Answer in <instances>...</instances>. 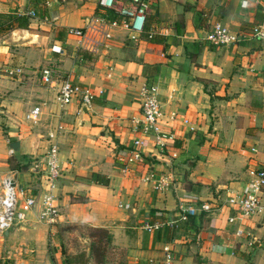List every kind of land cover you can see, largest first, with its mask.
<instances>
[{
    "label": "crops",
    "instance_id": "crops-1",
    "mask_svg": "<svg viewBox=\"0 0 264 264\" xmlns=\"http://www.w3.org/2000/svg\"><path fill=\"white\" fill-rule=\"evenodd\" d=\"M98 1L0 0V15L34 12L28 28L0 35V182L12 175L25 190L45 186L44 166L33 165L52 131L61 166L57 224L30 214L6 231L11 262L52 264L42 260L47 233L82 224L107 228L130 264H164L165 248L169 264H264V214L243 217L226 201L251 189V170H264V41L244 36L264 24V0L247 7L242 0H143L145 29L107 23L108 36L88 28L103 12ZM40 6L43 15L36 14ZM215 21L242 37L212 44L206 33ZM72 27L85 36L73 35ZM148 33L163 42H147ZM43 68L51 70V83L42 81ZM64 79L103 93L87 106L79 99L60 105L55 97ZM143 84L157 87L160 123L173 136L162 148L153 133L139 131ZM36 105L38 120H26ZM135 138L144 141L141 157L126 164ZM14 140L18 151L9 147ZM93 173L108 183L95 182ZM160 177L169 178L164 190L155 188ZM260 197L264 203V189ZM181 202L211 209L154 232L143 228L177 219ZM50 244L57 263L58 243Z\"/></svg>",
    "mask_w": 264,
    "mask_h": 264
},
{
    "label": "built area",
    "instance_id": "built-area-1",
    "mask_svg": "<svg viewBox=\"0 0 264 264\" xmlns=\"http://www.w3.org/2000/svg\"><path fill=\"white\" fill-rule=\"evenodd\" d=\"M249 1L242 0L241 6L247 7ZM125 2H128L129 5H124ZM98 3L103 11L104 8L116 9L119 16L122 17L120 24L126 29L132 32H140L143 30L146 19L143 0H99ZM117 3H119V6H116ZM28 14L34 15V12L31 10ZM92 21L93 23L88 25V28L97 30L105 36L109 34L103 25L107 23L117 24L119 22L109 20L100 15L94 17ZM70 32L82 38L85 36L86 31L84 32L81 27H72ZM241 34L233 31L227 25L215 21L206 33V39L214 45H228L236 43ZM246 35L264 41V24L259 23L253 26L247 33H244V36ZM6 70V72H12L9 69ZM51 73L49 68L42 69L41 79L44 83H51ZM102 93L103 91L101 89L94 92L90 87L74 83L69 79H64L58 84L55 98L60 105H66L79 99L87 106L92 103L95 95ZM140 108L142 117L139 121V131L142 133H153L154 143L155 145H159L160 148L167 145V141L171 140L173 136L160 123L162 112L157 87L155 85L143 84L140 87ZM40 113L41 109L36 105L25 114V119L35 122L38 120ZM47 139L48 145L45 154L33 165L36 170H39L41 165L44 166L45 186L34 192L25 190L23 187H18L17 181L12 175L5 176L0 182V241L4 239L6 231L27 222L30 214H33L37 221L49 226L55 225L59 220L60 211L55 191L57 189L56 180L61 175V166L56 132H50ZM143 144V139H133L129 154L125 158L126 164L139 161ZM250 175L252 176L251 189L248 192L228 195L226 200L243 217L264 214V203H262L260 197V193L264 189V170H251ZM168 185L169 178L160 177L155 184V188L157 190H164ZM199 209L210 210L211 206L208 203H202L198 207L196 205H185L181 202L178 205L179 216L177 219L145 222L143 228L151 232L157 231L165 225L175 223L177 220H185L189 216L196 215ZM236 233L242 235L243 231L238 229ZM171 258L172 253L168 248H165L164 264H169Z\"/></svg>",
    "mask_w": 264,
    "mask_h": 264
},
{
    "label": "trees",
    "instance_id": "trees-1",
    "mask_svg": "<svg viewBox=\"0 0 264 264\" xmlns=\"http://www.w3.org/2000/svg\"><path fill=\"white\" fill-rule=\"evenodd\" d=\"M102 7L97 4L96 9L98 10ZM102 10V9H101ZM44 9L42 6L38 9V15H43ZM100 16L106 17L109 20H116L121 21L122 17L119 16L118 12L114 8H104V11L101 13ZM197 19V16H196ZM30 24V16L26 13H6L0 15V35H3L15 28H28ZM143 29H145V24ZM164 37L160 34H153L148 33L147 35V42L158 44L163 42ZM165 50V45L163 46ZM148 65L144 66V73L145 68ZM92 178L95 182L101 184H107L108 179L98 173H93ZM192 218L189 216L187 219L190 220ZM86 230L88 231L87 237L89 241V255L85 252H79L75 255H68L64 249H62V254L64 258L60 264H87L89 258L93 259L96 264H103L105 260V256L107 250L112 242V234L111 232L104 227H92V226H85Z\"/></svg>",
    "mask_w": 264,
    "mask_h": 264
},
{
    "label": "rangeland",
    "instance_id": "rangeland-1",
    "mask_svg": "<svg viewBox=\"0 0 264 264\" xmlns=\"http://www.w3.org/2000/svg\"><path fill=\"white\" fill-rule=\"evenodd\" d=\"M9 70H11L12 72L11 73L7 72L6 75L13 74V70L12 69H9ZM31 187L33 188L34 185L29 186L28 189H30ZM85 226H88V225L78 224L74 226L68 225V226L58 227L54 231V234L52 237L48 235L47 233V242H48L47 246L48 247H47V251L45 250V253L43 252L44 256L42 260L45 261L49 259L52 262V264H60L61 260L64 257V255L62 254V249H64L65 252L71 256L79 252H85L87 255H89V241L90 240L86 236L88 231L86 230ZM48 236L50 237L49 239H48ZM53 241L58 243V252L60 251L58 255L59 254L61 255V259L57 263L54 262V254H52L53 247L50 246L51 245L50 243ZM11 244H12V241H8L5 239L0 241V245H3V247L5 248V250H2L0 252V261L3 262V263L1 262V264L12 263L8 256L10 255V252L9 253L6 252L7 250L9 251L10 249L11 250L14 249V247H12ZM87 264H96V263L93 261V259L90 256ZM103 264H130L128 254L126 251V247L121 246L120 244L114 243V238H112L111 245L109 246L107 250Z\"/></svg>",
    "mask_w": 264,
    "mask_h": 264
},
{
    "label": "water",
    "instance_id": "water-1",
    "mask_svg": "<svg viewBox=\"0 0 264 264\" xmlns=\"http://www.w3.org/2000/svg\"><path fill=\"white\" fill-rule=\"evenodd\" d=\"M9 147L12 151H18L20 148V142L18 140H14V141L10 142ZM28 168H29L28 166H23V167H21V170L26 171Z\"/></svg>",
    "mask_w": 264,
    "mask_h": 264
}]
</instances>
